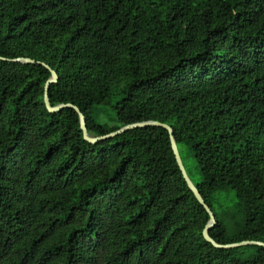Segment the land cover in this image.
<instances>
[{
  "label": "trees",
  "instance_id": "obj_1",
  "mask_svg": "<svg viewBox=\"0 0 264 264\" xmlns=\"http://www.w3.org/2000/svg\"><path fill=\"white\" fill-rule=\"evenodd\" d=\"M0 264H264V0H0ZM42 63V64H41ZM118 125L105 128L95 109Z\"/></svg>",
  "mask_w": 264,
  "mask_h": 264
},
{
  "label": "water",
  "instance_id": "obj_2",
  "mask_svg": "<svg viewBox=\"0 0 264 264\" xmlns=\"http://www.w3.org/2000/svg\"><path fill=\"white\" fill-rule=\"evenodd\" d=\"M0 60L10 61V62H14V63H23V64H35V63H37L36 61L30 60V59H24V58H18V59H13V60L0 58ZM42 65H44L48 70H50V73H51V78L46 82L45 87H44V103H45L47 110L50 113H56V112H59L65 108H72L73 110H75V112L79 116L80 127H81V130L83 133V138L85 141H87L91 144H95V143L99 142L100 140H104L107 138H112V137L118 136L120 134H123V133L129 131V130L139 129V128H147V127H162L168 131L169 136H170V141H171V147H172L173 153L175 155V159L177 161L179 169L183 175V178L186 181L188 188L194 194L195 198L204 207V209L206 210V212L210 216V221L208 222V224L206 225V227L203 230V238L205 239V241H207L213 247L218 248V249H229V248H235V247L246 246V245H258V246L264 247V243H262V242L246 241V242H241L238 244L220 245V244H217L213 239H211V237L209 236V230L212 229L213 226L215 225V220H214L213 214H212L211 210L208 208V206L205 204V202L203 201L199 191L197 190L196 186L191 181V179L189 178V176L186 172V169H185L183 162H182V159L180 157L179 149H178L176 141L173 137V131H172L171 127H169L166 124L159 123V122L147 121V122L134 123V124H130V125L121 127L119 130L112 132V133H109L105 136L90 138L88 136V133H87L86 119L77 107L70 105V104H67V105L62 104V105H59L57 107H51L50 106L49 98H48V89H49V86L51 84L56 83L58 81V77H57V74L53 70H51L47 65H45V64H42Z\"/></svg>",
  "mask_w": 264,
  "mask_h": 264
},
{
  "label": "rangeland",
  "instance_id": "obj_3",
  "mask_svg": "<svg viewBox=\"0 0 264 264\" xmlns=\"http://www.w3.org/2000/svg\"><path fill=\"white\" fill-rule=\"evenodd\" d=\"M94 118L97 120L99 124L102 126H105V128H109L110 126L118 125V123L115 121L114 116L109 110L104 109H95L93 113ZM182 158L184 160L185 169L191 175L193 171V164L192 160L188 157L187 153L184 151H181Z\"/></svg>",
  "mask_w": 264,
  "mask_h": 264
}]
</instances>
